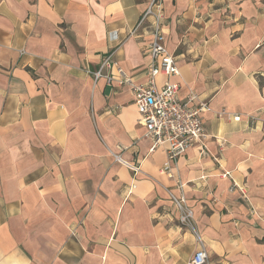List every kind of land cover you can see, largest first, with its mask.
I'll use <instances>...</instances> for the list:
<instances>
[{"label": "crops", "instance_id": "0c3cea01", "mask_svg": "<svg viewBox=\"0 0 264 264\" xmlns=\"http://www.w3.org/2000/svg\"><path fill=\"white\" fill-rule=\"evenodd\" d=\"M149 1L0 0V264H187L193 230L207 264H264V0H164L170 80L208 107L174 170L189 224L130 88L94 75L146 82Z\"/></svg>", "mask_w": 264, "mask_h": 264}, {"label": "built area", "instance_id": "2783aa9c", "mask_svg": "<svg viewBox=\"0 0 264 264\" xmlns=\"http://www.w3.org/2000/svg\"><path fill=\"white\" fill-rule=\"evenodd\" d=\"M145 20L150 23L151 40L148 45L149 59L147 63V80L143 83L134 82L129 74L115 61L111 55L103 57L99 70L94 73L98 78L105 68L115 70L114 75H105L110 83L115 80L120 86H128L132 92L133 102L138 114V123L146 129L145 137L150 140V151L153 152L162 148L166 154L160 171L168 177H175L177 158L194 144H199L201 157L208 155L209 150L205 143L207 135L202 126L201 113L208 110L205 103L198 106L191 104L194 98L190 90L187 100L178 97L180 89L179 82H173L171 77L179 75V67L175 57L165 45L164 28V0H150L149 4L141 15L135 28L130 32L136 33L138 26ZM163 76L161 84L156 83V78ZM218 115H226L221 111ZM249 119L254 118L251 114L246 115ZM235 121L240 119L239 115L233 116ZM118 158V156H116ZM217 161L216 157H213ZM131 170L138 172L135 164H127ZM228 176L227 172L222 174ZM132 188L135 185L131 186ZM244 194L242 188H240ZM175 190L167 189L172 205L179 212V221L182 224H189L192 220V210L187 205L184 193V183L179 178L175 179ZM197 249L187 264H207L208 251L206 250L202 237L195 231Z\"/></svg>", "mask_w": 264, "mask_h": 264}, {"label": "rangeland", "instance_id": "374dc122", "mask_svg": "<svg viewBox=\"0 0 264 264\" xmlns=\"http://www.w3.org/2000/svg\"><path fill=\"white\" fill-rule=\"evenodd\" d=\"M151 147V146H150ZM192 147V146H191ZM190 148V147H189ZM149 152H151L150 150H149ZM183 154V153H182ZM180 156V155H179ZM165 175H167V174H165ZM223 176V175H222ZM179 180H180V178H179ZM181 181V180H180ZM182 182V181H181ZM182 183H184V182H182ZM184 185H185V183H184ZM204 241V240H203Z\"/></svg>", "mask_w": 264, "mask_h": 264}]
</instances>
